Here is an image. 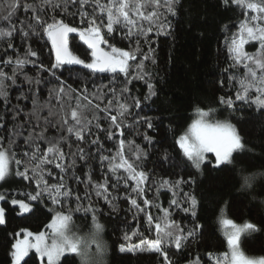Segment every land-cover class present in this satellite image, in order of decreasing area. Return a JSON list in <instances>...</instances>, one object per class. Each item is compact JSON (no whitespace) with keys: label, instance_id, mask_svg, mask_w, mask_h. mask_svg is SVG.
<instances>
[{"label":"trees","instance_id":"obj_1","mask_svg":"<svg viewBox=\"0 0 264 264\" xmlns=\"http://www.w3.org/2000/svg\"><path fill=\"white\" fill-rule=\"evenodd\" d=\"M33 3L34 0H27ZM39 2V0H35ZM105 3L106 0H101ZM79 4L68 3L67 9H47L42 13L45 22H52V18L63 20L72 27L80 26ZM86 10L91 13L92 8L88 6ZM151 8L146 11H151ZM177 14L175 16L167 14V23L170 29L156 36L155 28L150 39L154 41L152 48L154 50L155 64L148 61L145 65V71L150 73L151 80L148 81L154 85L156 95L148 101L143 98L148 92L147 83L142 80H133L129 86L131 95L138 97L142 101V110L133 107V113H139V117L147 118L152 122V128L147 124H136L131 129H125V141L133 142L145 150L148 155L143 158V170L149 175L148 185L150 191L146 193V198L152 201L153 205H160L163 208L169 207V201L173 198L172 192L168 189H160L157 186L162 180H170L173 183L182 178L184 181L194 180L195 183L182 184L178 189L177 198L183 200V192L194 193L198 199L197 217L185 214L182 211L173 210L171 219L181 225L185 232L193 231L194 235L184 242L180 250L171 247L168 251L170 260L175 264H190V261L200 257V264H213L209 261L208 253L220 254L227 252V240L220 226L221 218H228L238 224L250 222L256 224L257 231L244 233L239 241V246L243 253L249 257L264 255V137L261 136L260 143L251 145L249 151L242 155H235L232 165L213 169L207 161L201 166L200 170L195 169L190 161L183 156L182 151L176 144V139L186 130L187 126L194 119L197 108L201 110H214L211 119L219 121H229L233 123L240 133L245 144L249 146L247 133L243 124L244 112H261V122L264 125V109H257L254 104H245L236 102L233 108L228 109L226 105L220 103V97H232L240 90L239 81L245 75L243 65L233 66V61L229 55L228 44L231 42L233 34L237 32L239 22L244 19V9L236 5L225 6L222 0H179L176 4ZM31 20V12L27 14L21 7L11 23L20 28L21 21L27 24ZM8 22L0 20V28L7 29ZM147 27V23H145ZM42 31V29H38ZM117 28L115 36L109 42L116 47L130 50L135 47V39L129 45L127 39H122L123 32ZM143 38H141L142 40ZM46 38L40 36H29L23 38L19 32L11 37H0V68L9 76L12 75L16 59L24 58L28 48L37 53L35 58H30L36 62L34 67L32 63L26 64L22 73L17 78V84L13 86L11 81H7L8 99L5 101L0 97V147L9 149L10 137L15 140L11 145V152L16 153V159L25 160L23 152L27 151L24 143V137L27 136L30 126L25 127L18 136H11L12 129L26 123L28 114L32 111L31 99H23L21 91L27 92V83L23 76L27 75L35 79L42 77L48 79L47 72L39 71V64L42 62L46 67H50V61H54L50 54V44L46 43ZM12 47L9 48L8 45ZM70 50L81 59H87L88 50L85 45L79 43L76 36L71 37ZM147 51V45L142 44V52ZM11 59V64L3 62ZM139 63V59L136 61ZM39 73V77H38ZM59 75V72L57 73ZM131 75H135V64L132 65ZM230 77L231 79L230 81ZM61 80L67 81L72 88L81 90L85 86L88 89L89 100L91 104L85 110L84 115L92 119L93 115L101 117V128H108L110 121L104 120L103 112H96L93 105L99 104L103 109L114 99L108 95L104 99H96L91 94L97 89L108 92L110 88H115L119 92L123 86L124 76H118L111 73H93L88 69H82L76 66L75 70L69 74L64 71ZM52 84L43 85L38 98L41 103L48 99V88ZM35 90V88L33 89ZM73 93L72 99L65 102L71 108L77 105L76 96ZM254 97L255 92H250ZM123 102V101H122ZM130 103V100H127ZM56 105L53 99L51 102ZM81 104H87L88 101L81 99ZM19 106L22 112L14 118L13 108ZM115 108V104L113 105ZM115 115V111L111 113ZM48 116V111L41 113V123L36 131L44 127L43 117ZM135 116L128 118L125 122L132 124ZM55 122V121H53ZM32 124H35L33 118ZM92 135H86L85 140L77 143L73 135L62 145L63 151L69 156L71 162V152L76 148L87 149L90 141L97 136L101 138L105 149L116 151L115 142L107 141V132H100L93 127ZM57 129H48L49 137L58 135ZM151 138L149 144L144 140V135ZM65 137L68 133L64 131ZM120 137H117V141ZM41 147L47 145L41 142ZM246 147V146H245ZM247 148V147H246ZM248 149V148H247ZM95 152V147L92 148ZM109 155L108 151L102 153ZM131 155V153H129ZM209 157H212L209 154ZM208 157V158H209ZM107 164H105V169ZM21 171L23 168L20 169ZM16 165L12 161L11 171L5 179L0 181V194H5V200H0L2 208L5 210V223L0 224V264H11V244L14 242V234L22 229H28L35 233L42 230L47 222L56 212H62L71 215L70 227L72 231L87 232L91 226V216L89 212L85 215L83 208L91 205L96 209L95 215L97 221L103 225V238L107 244L106 255L103 264H163V257L153 252H122L121 245L125 247L130 244L139 243L143 236L154 238V232L145 231L147 225L141 226L143 214H136L135 210L129 211V204L123 194L125 188L123 182L118 190L109 188L112 196L116 200L109 203L103 196L97 197L95 190L89 185L90 178L93 184L102 183L106 176L110 175L99 167V158L96 157L95 163L89 161L83 164L82 161H76L75 169L69 168L65 176V185L72 191L69 198H62V203L53 205L47 197L43 201L32 203V210L28 213H20L16 205L11 204L13 198L24 199L25 192H31L35 188L33 182L28 187V181L21 180L15 175ZM73 173L81 177V182L77 183L72 179ZM250 177L249 186H244V177ZM59 177V170L53 171V177L48 178L49 183H56ZM109 183H114L110 180ZM128 191H131L129 188ZM87 193V197H85ZM247 193V194H245ZM81 199L77 200L76 197ZM141 202L142 201H138ZM80 206L81 211L75 209ZM143 206V205H142ZM187 206V205H185ZM149 211L154 216H161L160 210L153 206ZM200 225V228H196ZM138 229V235L133 236L131 240H125V234H131L133 230ZM142 234V235H141ZM63 264H80L78 256L73 254L68 259L62 258ZM21 264H40V259L34 252L29 253L21 261Z\"/></svg>","mask_w":264,"mask_h":264},{"label":"snow or ice","instance_id":"obj_2","mask_svg":"<svg viewBox=\"0 0 264 264\" xmlns=\"http://www.w3.org/2000/svg\"><path fill=\"white\" fill-rule=\"evenodd\" d=\"M73 5L79 4L80 26L72 27L63 20L52 18V22H45L42 13L47 9L55 12L57 9H67L68 3ZM179 0H39V2L28 3L27 0H0V20L9 24L7 29L0 28V37H11L14 33L19 32L23 38L29 36H40L46 38V43H50V54L54 55V61H50V67H46L42 62L39 64L40 72H47L48 79L42 77L33 81L32 77L23 76V80L27 83L28 91H21L23 99H31L32 111L28 114L26 123L14 127L11 136H18L25 127L30 126V130L24 143L27 151L23 152L25 160L16 159V153L11 152V145L15 140L10 137L9 149L0 147V180L5 179L10 173V162L14 161L16 165L15 175L21 180L28 181V187L33 182L35 188L31 192L23 193L28 202L24 199L13 198L12 205H18L20 213H28L32 210L33 202H41L45 197L51 201L53 205L62 203V198H69L72 191L65 185V176L69 168L75 169L77 159L83 164L89 161L95 163L96 157L99 158V167L101 170L110 173L106 176L102 183L93 184L89 178V185L95 190L97 197L103 198L111 203L117 197L112 196L109 188L118 190L123 182L125 192L124 198L129 204V211L135 210L136 214H143L141 226L147 225L145 231L154 232V238L143 236L139 243L130 244L125 247L121 245L122 252H153L163 257V264H175L170 260L168 251L171 247L176 250L182 249L184 242L194 235L193 231L185 232L179 223L171 219L172 211H182L197 217L198 199L194 193L183 192V200L177 198L176 189L185 183H195L194 180L184 181L182 178L177 179L174 183L170 180H162L157 186L160 189H168L172 192V199L169 201V207L163 208L160 205H153L152 201L146 198V193L150 191L148 185L149 175L141 170L143 168L142 160L148 153L141 149L139 145H135L133 149L132 141H125V129H131L136 124H147L149 129L152 128L151 120L139 117V113H133V107L142 110V101L138 97L131 95L128 85L133 80H142L147 83L148 92L143 100L148 101L156 95L154 85L148 81L151 75L145 71V65L148 61L155 64L154 50L152 44L154 41L150 39V34L155 35L166 32L170 29L167 23L165 13L175 16L177 14L176 4ZM225 6L236 5L244 9V19L239 22L237 32L233 34L231 42L228 44L229 55L233 61V66L243 65L245 75L240 79V90L237 91L235 99L232 97H220V103L232 109L236 102L245 104H254L257 109H264V0H222ZM91 6L92 12L89 13L86 8ZM24 9L27 14L31 12V20L25 24L21 21L20 28L11 21L20 8ZM151 8V11L146 9ZM147 23V27H145ZM117 28L123 32L122 39H127L129 45L135 39V47L125 50L114 46L109 42L113 39ZM42 29V31H38ZM78 33L79 38L87 46L88 57L81 59L75 55L69 48L68 34ZM141 38H143L141 40ZM250 42H258L259 48L255 53L249 54L244 50L245 45ZM142 44L147 45V51L142 52ZM12 47L11 44L8 45ZM37 53L28 48L24 58H17L13 67L12 75H8L0 68V97L5 101L8 99L7 81L15 86L17 78L22 73L26 64L32 63L36 66V62L30 58H35ZM139 59V63L136 61ZM11 64V59L3 62ZM135 64V75H131L132 65ZM76 66L82 69H88L93 73L111 72L115 75L123 74V86L119 92L115 88H110L108 92L97 89L91 95L96 99H104L111 95L114 99L109 100L108 104L101 109L99 104L93 105L96 112H103L104 120L110 121L108 128H101V117L93 115L92 119H88L84 112L91 104L89 100L88 89L85 86L81 90L72 88L67 81L61 80L64 71L71 74ZM59 72V75L57 73ZM39 77V73H38ZM230 81L233 79L229 78ZM53 87L48 88V99L41 103L38 95L43 85L52 84ZM35 88V90H33ZM254 91L255 96L251 97L250 92ZM73 93L76 96L77 105L71 108L67 100L72 99ZM55 100L57 103L53 105L51 102ZM81 99L88 101L87 104H81ZM130 100V103L127 102ZM123 101V102H122ZM115 104V108L113 105ZM48 111V116L43 117L44 127L39 131L36 128L41 123V113ZM22 108L16 106L13 108L14 118L22 112ZM115 111V115L111 113ZM214 110L203 111L196 109L197 118L192 121L188 130L176 139V144L182 150V154L197 169L207 161L213 169H220L232 165L235 155H242L245 151H249L245 147L241 135L238 133L236 126L225 120H213L211 114ZM135 116L136 119L132 124L125 121ZM33 118L35 124H32ZM55 121V122H53ZM95 127L97 131L107 132V141L115 142L116 151L105 149L101 138L97 136L90 141L87 149L77 147L71 152V162L69 156L63 151L61 145L71 136L76 137L77 143L85 140L86 135H92V129ZM57 129L58 135L49 137L48 129ZM69 134L65 137L64 131ZM117 137H120L117 141ZM144 140L149 144L152 140L146 134ZM41 142L47 145L46 148L41 147ZM95 147V152L92 148ZM108 151L109 155H104ZM131 153V155H129ZM211 154L213 159L208 158ZM105 164L107 168L105 169ZM23 168L21 171L20 169ZM59 170V177L56 183H49L48 178L53 177V171ZM72 179L77 183L81 182V177L73 173ZM244 186H249L250 177L245 176ZM113 180L114 183H109ZM131 191H128V189ZM247 194V193H245ZM85 193V197H87ZM77 200L81 197L77 196ZM0 200H5V194H0ZM142 201V205L141 202ZM187 205V206H185ZM153 206L157 207L162 213L161 216H154L149 209ZM75 211H81L78 206ZM85 215L89 212L91 216V231L85 236L80 237L76 233L71 232L69 221L71 215L56 212L52 216L51 221L46 225L45 231L33 233L28 229H22L14 234V242L11 244V260L12 264H21V261L29 255L30 250H34L40 259V264H63L62 258L68 259L73 254H78L83 264H88L87 248L88 244L95 243L97 249L103 247L99 240L100 233L103 231V225L97 221L95 215L96 209L89 205L83 208ZM5 223V210L0 207V224ZM221 224L224 226V235L227 240L228 251L220 254L208 253L209 261L213 264H264V257L249 258L239 248L240 236L246 231H257L256 224L246 222L243 225L235 224L231 219H222ZM200 228V225H196ZM22 234V238H21ZM138 235V229L133 230L131 234H125V240H131L133 236ZM142 235V234H141ZM200 257L190 261V264H200Z\"/></svg>","mask_w":264,"mask_h":264},{"label":"rangeland","instance_id":"obj_3","mask_svg":"<svg viewBox=\"0 0 264 264\" xmlns=\"http://www.w3.org/2000/svg\"><path fill=\"white\" fill-rule=\"evenodd\" d=\"M259 48V43L258 42H250L249 44H246L245 45V48L244 50L246 52H248L249 54H252V53H255L257 51V49ZM203 111H207V110H203ZM242 116H243V126L245 127V131H246V135L248 137V140H250L249 143V146L245 144V141L244 144L245 146L249 149L251 147V145H256L258 143H260V139H261V136L263 135L264 137V125L262 124L261 122V112L260 113H257V112H252V111H249V112H244L242 113ZM197 118V115H196V111H195V114H194V119ZM193 119V120H194ZM192 120V121H193ZM191 121V123H192ZM190 123V124H191ZM190 124L187 126L186 130L184 131V133L188 130V127L190 126ZM238 131V130H237ZM184 133H182L181 135H183ZM239 133V132H238ZM240 134V133H239ZM179 137V136H178ZM177 137V138H178ZM182 151V150H181ZM208 157H209V154H208ZM209 159H213V157H209ZM11 165H12V162H10V171H11ZM196 169V168H195ZM1 181V180H0ZM26 202V201H25ZM18 207V210H19V206L16 205ZM0 207L1 206V203H0ZM20 212V210H19ZM55 215V214H54ZM222 219H228V218H221ZM221 220H220V226H222L223 228V233H224V226L221 224ZM51 221V219L47 222V224ZM233 221V220H232ZM99 222V221H98ZM235 224L237 225H243V224H238L236 223L235 221H233ZM46 224V225H47ZM69 228L71 230V227H70V222H69ZM47 230L46 229V226L40 230V231H45ZM21 231V230H20ZM91 231V226L89 228V231L87 232H77V231H72L71 232H74L76 233L78 236L80 237H85L89 232ZM39 232V231H37ZM250 231H246V232H243L240 236V239L242 237V235L244 233H248ZM36 233V232H35ZM225 236V235H224ZM21 238H22V234H21ZM99 240L102 242L103 244V247L101 249H97V245L95 243H90L88 244V248H87V254H88V264H103L104 263V260H105V255H106V247H107V244L106 242L104 241V238H103V231L100 233V236H99ZM240 241V240H239ZM227 248H228V245H227ZM240 250H241V247L239 246ZM229 250V249H228ZM227 250V251H228ZM242 251V250H241ZM31 252H34V250H30L29 253ZM36 254V253H35ZM78 256V259L80 261V264H83V262L81 261V258L78 254H76ZM244 255L246 257H249L247 256L245 253ZM38 256V255H37ZM259 257H264V255L262 256H255V257H249V258H259ZM12 264V262H11Z\"/></svg>","mask_w":264,"mask_h":264},{"label":"water","instance_id":"obj_4","mask_svg":"<svg viewBox=\"0 0 264 264\" xmlns=\"http://www.w3.org/2000/svg\"><path fill=\"white\" fill-rule=\"evenodd\" d=\"M70 26H71V25H70ZM72 36H76L78 42H79V43H82L83 45H85V44L83 43V41L80 40L78 33H69V34H68V44H69V48L71 47L70 44H71V37H72ZM49 44H50V43H49ZM85 46H86V45H85ZM50 47H51V46H50ZM86 47H87V46H86ZM53 57H54V55H53Z\"/></svg>","mask_w":264,"mask_h":264}]
</instances>
